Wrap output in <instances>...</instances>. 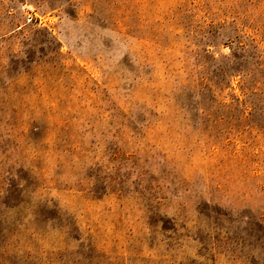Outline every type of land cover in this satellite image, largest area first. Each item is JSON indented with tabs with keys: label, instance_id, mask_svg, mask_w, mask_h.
<instances>
[{
	"label": "rangeland",
	"instance_id": "obj_1",
	"mask_svg": "<svg viewBox=\"0 0 264 264\" xmlns=\"http://www.w3.org/2000/svg\"><path fill=\"white\" fill-rule=\"evenodd\" d=\"M259 222L264 0H0V264H264Z\"/></svg>",
	"mask_w": 264,
	"mask_h": 264
},
{
	"label": "trees",
	"instance_id": "obj_2",
	"mask_svg": "<svg viewBox=\"0 0 264 264\" xmlns=\"http://www.w3.org/2000/svg\"><path fill=\"white\" fill-rule=\"evenodd\" d=\"M205 217H206L207 220H208V218L209 219H212V222L216 225L215 226L216 229H220L222 231L223 230L225 231L224 228H226V226L223 223H221L220 221H218V218L220 217V215H217V213H215L214 217L212 216V218H211V216L209 215V213H206L205 214ZM225 219L228 222H231V219L230 218L225 217ZM255 226H256V228L255 227H252L251 233L248 236L249 238L247 237L248 240L251 243L257 242L256 240H258L259 242H261V241L264 240V224H263V222H261V223L260 222L259 223H255ZM257 226L259 227V229H257ZM250 228H251V226H250ZM261 230H263V231H261Z\"/></svg>",
	"mask_w": 264,
	"mask_h": 264
},
{
	"label": "built area",
	"instance_id": "obj_3",
	"mask_svg": "<svg viewBox=\"0 0 264 264\" xmlns=\"http://www.w3.org/2000/svg\"><path fill=\"white\" fill-rule=\"evenodd\" d=\"M42 17L33 15V14H28L27 15V21L32 24H41L42 23Z\"/></svg>",
	"mask_w": 264,
	"mask_h": 264
}]
</instances>
